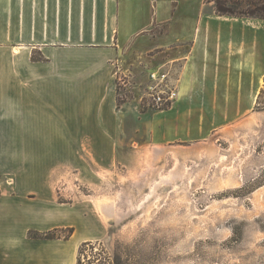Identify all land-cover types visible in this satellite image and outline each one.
I'll return each instance as SVG.
<instances>
[{"label":"crops","instance_id":"0c3cea01","mask_svg":"<svg viewBox=\"0 0 264 264\" xmlns=\"http://www.w3.org/2000/svg\"><path fill=\"white\" fill-rule=\"evenodd\" d=\"M154 70L168 72L173 105L142 113L135 95L118 107V77L136 94ZM263 83L264 20L210 0H0V264H77L88 238L29 233L78 226L57 192L81 143L108 160L111 143L204 139L251 110Z\"/></svg>","mask_w":264,"mask_h":264},{"label":"rangeland","instance_id":"374dc122","mask_svg":"<svg viewBox=\"0 0 264 264\" xmlns=\"http://www.w3.org/2000/svg\"><path fill=\"white\" fill-rule=\"evenodd\" d=\"M150 74L136 94L117 81L120 99L141 96L142 113L171 107L153 103ZM143 139L111 143L108 160L81 143L78 172L63 175L58 200L80 214L73 239L98 242L82 264H264V94L207 138ZM101 201L115 203V218H104ZM86 216L101 220L93 234Z\"/></svg>","mask_w":264,"mask_h":264},{"label":"trees","instance_id":"16d2710c","mask_svg":"<svg viewBox=\"0 0 264 264\" xmlns=\"http://www.w3.org/2000/svg\"><path fill=\"white\" fill-rule=\"evenodd\" d=\"M210 2L215 3L216 11L221 16H230V17H239V18H251L264 20V0H210ZM35 57V56H34ZM119 91V90H118ZM264 90H262L257 99V106L261 105L262 96ZM125 99H120L118 97V107H121V104ZM64 229H55L48 232L40 233L36 231H31L29 233L31 238H41V239H56L64 238L70 239L74 232V228L69 229V233L61 236V232H64ZM98 242H84L79 249V256L77 264H82V256L87 248L94 250Z\"/></svg>","mask_w":264,"mask_h":264},{"label":"built area","instance_id":"2783aa9c","mask_svg":"<svg viewBox=\"0 0 264 264\" xmlns=\"http://www.w3.org/2000/svg\"><path fill=\"white\" fill-rule=\"evenodd\" d=\"M168 72L156 70L151 72L150 78L152 81L157 82L156 86H152L150 96L157 106L169 107L172 106L177 98V91L175 88L168 85ZM124 77H118V82L125 85L127 82ZM161 86V88H159ZM159 90V91H156Z\"/></svg>","mask_w":264,"mask_h":264},{"label":"bare ground","instance_id":"6f19581e","mask_svg":"<svg viewBox=\"0 0 264 264\" xmlns=\"http://www.w3.org/2000/svg\"><path fill=\"white\" fill-rule=\"evenodd\" d=\"M152 152V151H151ZM158 153V152H157ZM151 156V155H150ZM158 156V155H157ZM162 158V157H161ZM153 160V159H152ZM147 178V177H146ZM172 178V177H171ZM173 180V179H172ZM146 183V181H145ZM100 203V202H99ZM99 210L101 214L104 216L106 220H110L112 218H115V213H116V206L114 202H108L106 203L105 201H101L99 204ZM119 218V217H118Z\"/></svg>","mask_w":264,"mask_h":264}]
</instances>
